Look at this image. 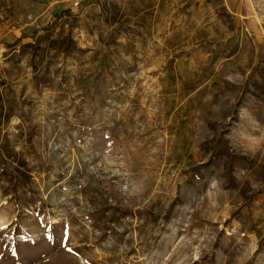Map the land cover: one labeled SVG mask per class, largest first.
I'll list each match as a JSON object with an SVG mask.
<instances>
[{"label": "rangeland", "instance_id": "rangeland-1", "mask_svg": "<svg viewBox=\"0 0 264 264\" xmlns=\"http://www.w3.org/2000/svg\"><path fill=\"white\" fill-rule=\"evenodd\" d=\"M0 264H264V0H0Z\"/></svg>", "mask_w": 264, "mask_h": 264}, {"label": "trees", "instance_id": "trees-1", "mask_svg": "<svg viewBox=\"0 0 264 264\" xmlns=\"http://www.w3.org/2000/svg\"><path fill=\"white\" fill-rule=\"evenodd\" d=\"M46 29H49L48 27H46Z\"/></svg>", "mask_w": 264, "mask_h": 264}]
</instances>
